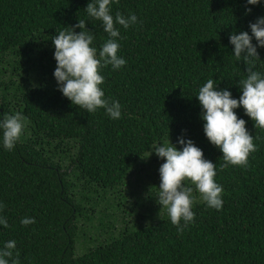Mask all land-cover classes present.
<instances>
[{"label":"trees","instance_id":"16d2710c","mask_svg":"<svg viewBox=\"0 0 264 264\" xmlns=\"http://www.w3.org/2000/svg\"><path fill=\"white\" fill-rule=\"evenodd\" d=\"M90 2L0 0V119L19 112L27 122L11 151L0 129V216L9 225H0V249L14 240L19 264H264V129L242 106L234 109L258 150L248 167L221 169L223 153L204 132L196 97L209 79L242 95L237 83L247 65L236 60L230 35L251 34L264 0H113V16H137L127 29L116 25L126 64L100 69L104 98L121 105L119 119L74 106L54 76L59 31L85 20L97 56L109 39L88 17ZM257 51L253 70L264 77V47ZM181 135L215 163L223 187L217 210L185 182L195 217L181 221L183 233L157 203L166 158L153 148L171 140L182 149ZM25 217L35 223L23 225Z\"/></svg>","mask_w":264,"mask_h":264},{"label":"clouds","instance_id":"9594fccd","mask_svg":"<svg viewBox=\"0 0 264 264\" xmlns=\"http://www.w3.org/2000/svg\"><path fill=\"white\" fill-rule=\"evenodd\" d=\"M114 2L119 4V0ZM112 3L113 0H94L86 7L88 17L101 21L104 32L109 36L98 56L97 49L91 46L95 37L83 19H79L78 24L70 29L59 31V34L52 38L55 47L54 58L57 61L54 76L59 90L74 106L89 113L103 108L112 119H119L121 105L117 101L110 102L104 98L105 93L100 87L104 83V77L100 74V69L111 65L115 70L126 64V60L118 55L120 46L116 38L120 36V31L116 25L127 29L137 23V16L133 13L126 17L119 11L113 16L110 9ZM247 3L258 5L260 0H247ZM251 11V8L247 9L248 13ZM249 27L251 34L242 31L230 35L236 60H243L247 65L246 78L237 83L242 89L239 99L233 98L226 88L217 90V84H214L212 79L199 89L196 96L203 109L201 115L205 121L204 132L209 141L223 153L224 163L221 169L229 165L248 167L249 154L258 150L253 143V135L246 128V121L238 118L234 109L242 106L255 122L256 129H264V77L260 72L253 70L256 60L260 58L257 48L264 47V16L250 22ZM76 28L83 30L76 32ZM253 38L257 41L256 44L253 43ZM26 126V118L21 113L4 114L0 119V129L3 131L2 142L6 150L14 149ZM178 143L183 145L182 149L171 140L164 146L153 145V148L159 158H166L159 168L157 203L167 210L171 223L177 226V231L183 233L184 226L193 223L195 217L192 211L195 201L192 195L193 187L185 182L190 181L202 201L206 202L209 208L217 210L223 207V187L214 179L217 174L215 163L205 159L203 150L196 146L192 139L181 135ZM3 208L4 205L0 204V210ZM21 223L27 226L35 223V219L25 217ZM0 225L8 227L7 219L0 216ZM15 249L16 242L8 241L4 248L0 249V264H19V252H15L14 258Z\"/></svg>","mask_w":264,"mask_h":264},{"label":"rangeland","instance_id":"374dc122","mask_svg":"<svg viewBox=\"0 0 264 264\" xmlns=\"http://www.w3.org/2000/svg\"><path fill=\"white\" fill-rule=\"evenodd\" d=\"M147 162H149L148 160H147ZM148 168V167H147ZM147 168H146V170H147ZM143 174L145 175V173L143 172ZM147 178V177H146ZM132 181H133V183H135L136 182V180H135V177H133L132 178Z\"/></svg>","mask_w":264,"mask_h":264}]
</instances>
